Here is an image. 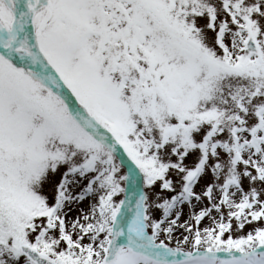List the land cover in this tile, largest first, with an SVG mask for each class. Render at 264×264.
<instances>
[{"label":"snow or ice","instance_id":"1","mask_svg":"<svg viewBox=\"0 0 264 264\" xmlns=\"http://www.w3.org/2000/svg\"><path fill=\"white\" fill-rule=\"evenodd\" d=\"M0 264H264V0H0Z\"/></svg>","mask_w":264,"mask_h":264}]
</instances>
